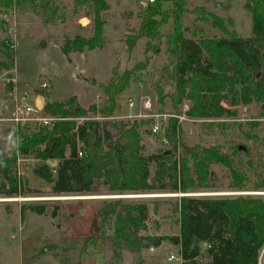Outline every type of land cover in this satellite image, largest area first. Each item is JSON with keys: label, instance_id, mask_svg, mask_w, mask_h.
Wrapping results in <instances>:
<instances>
[{"label": "trees", "instance_id": "16d2710c", "mask_svg": "<svg viewBox=\"0 0 264 264\" xmlns=\"http://www.w3.org/2000/svg\"><path fill=\"white\" fill-rule=\"evenodd\" d=\"M76 1L91 3L93 34L65 40L61 48L65 56L70 51L94 50L104 44V21L100 13L108 8L106 1ZM162 1L170 2V6L163 9ZM13 3L18 8L26 5L32 9L39 8L48 21L53 20L59 10L56 0H0L3 7H10ZM244 4L251 18V34L246 37L228 31L220 18L203 8L194 7L189 11L186 0H155L142 6L139 27L129 44L139 38H147L145 53L159 47V27L168 18L171 20V30L162 35L167 61L158 70L159 75L153 84L158 95H162L164 86H171L173 92L170 97L176 102L188 99L190 108L185 114L197 118L233 117L235 110L232 107L262 101L264 0H245ZM186 12L198 14L201 20L208 21L225 36L196 38L185 35L181 18ZM0 52L4 57L0 59V70L11 69L14 57L10 44L0 41ZM145 66L146 61L122 73L113 70L108 81L99 84L105 95L102 107L95 103L84 107L75 96L47 101L44 110L48 115L88 119L79 124L60 120L53 129L40 127L29 133L15 131L19 139L5 154L0 153V196L25 194L21 177L16 175V163L18 155L31 154L37 158L33 173L50 183L54 194L93 193L97 182L108 192L118 194L154 190L184 193L192 189H209V171L213 165L223 166L229 172L228 188H245L248 176L234 158L238 146L230 152H220L216 146L198 147L180 142L181 152H176L175 158L172 150L175 152L178 148L175 121L172 120L163 132L172 149L145 155L139 128L143 120L130 123L120 119L88 117L89 113L93 116L98 113L102 117L114 114L118 109L119 96L128 88L134 74ZM90 82L95 83V80ZM13 87L11 78L6 83V92H12ZM222 100L226 107L219 105ZM49 159L57 160L55 173L46 163ZM256 177L257 180L249 187L252 190L264 189V176ZM27 208L37 214L44 211V205L23 204L20 211L22 219ZM176 208L177 234L146 235L141 233L146 230L149 217L146 202L104 199L92 216L84 243H91L99 253L104 246L110 251L112 264H121L124 250L138 255L143 248L157 247L163 241L176 247L180 264H195L202 245L205 264H257V250L264 242L262 198L250 195L179 196ZM58 250L55 254L59 264H65L67 260L61 258Z\"/></svg>", "mask_w": 264, "mask_h": 264}, {"label": "rangeland", "instance_id": "374dc122", "mask_svg": "<svg viewBox=\"0 0 264 264\" xmlns=\"http://www.w3.org/2000/svg\"><path fill=\"white\" fill-rule=\"evenodd\" d=\"M56 1L59 10L51 21L46 19L39 8L32 9L29 5L23 8H18L14 3L10 7L0 6V41L10 44L14 57L11 69L0 70V115L6 116L4 105L10 96L6 92V83L11 78L14 86H18V91L24 90L26 83L32 85L45 79L49 83L47 101L75 96L84 107L91 103L102 107L105 95L99 84L106 83L115 69L122 73L137 63L146 61L145 68L134 74L128 88L119 96L118 109L114 114L102 117L98 113L94 116L89 113L88 117L112 121L120 119L130 123L133 120H143L139 128L144 147L142 153L145 155L172 149L163 132L166 125L174 120L175 143L177 142L178 148L175 152L172 150L175 158L176 152H181L180 142L198 147L216 146L220 152H230L234 146H238L240 148L234 158L242 171H245L248 181L242 190L230 189L227 186L230 181L229 172L223 166L213 165L209 171V189H192L184 193L154 190L148 193L118 194L108 192L97 182L93 193L54 194L51 184L33 173L37 158L32 154L22 156L17 163L22 172L20 177L25 194L0 196V264H59L55 254L57 248L60 249L58 251L61 258L67 260L65 264H112L110 251L104 246H101L103 251L99 253L91 243H84L92 216L101 201L119 198L110 196L136 195L137 197L122 199L146 202L149 217L146 230L141 232L146 235L178 233L176 203L180 194L193 197L250 195L264 200V195L256 194L264 193V189L252 190L249 187L257 180L256 175L264 176V96L261 102L232 107L235 110L233 117L189 116L185 114L190 108L188 99L176 102L170 97L173 92L171 86H164L161 96L153 86L156 75H159L158 70L167 61L162 35L171 30L170 18L159 27V47L145 53L147 38L142 37L129 44L139 27L141 1L145 0H105L108 8L100 13L101 20L104 21L103 46L83 52L70 51L65 56L61 50L65 40L77 36L90 37L93 34V7L88 1ZM186 1L189 11L197 7L215 14L228 31L243 37L251 34V18L245 7V0ZM169 6L170 2H161L163 9ZM84 19L86 21L82 25L80 21ZM181 21L185 27V35L196 38L225 36L194 12L184 13ZM41 43H44L43 47L40 46ZM0 59H4L1 52ZM91 79L95 83L90 82ZM128 101L133 102L134 112L128 108ZM144 101H148V108H142ZM219 105L226 107V102L222 100ZM139 114L144 116L126 118L127 115ZM155 126L158 128L156 131ZM36 129L37 127H29L28 131L23 129L22 133ZM113 133L116 131L113 130ZM17 139L19 137L10 122L1 121L0 153L5 154ZM23 204L44 205V211L37 214L27 208L22 219L20 211ZM170 255L173 256L171 259ZM120 263L180 264V260L176 247L163 241L157 247L143 248L138 255L124 250ZM195 264H205L204 245L200 247Z\"/></svg>", "mask_w": 264, "mask_h": 264}, {"label": "built area", "instance_id": "2783aa9c", "mask_svg": "<svg viewBox=\"0 0 264 264\" xmlns=\"http://www.w3.org/2000/svg\"><path fill=\"white\" fill-rule=\"evenodd\" d=\"M155 0H145L146 4L153 3ZM13 80V79H12ZM49 89V83L43 79L39 80L38 82L33 83L32 85L28 86L27 89L24 90H17V87L14 86L12 92H10V96L8 97V100L5 101L4 105V111L6 113V116L0 115V122H10L12 127L15 129V131H25L29 130V127H46L48 129H53L55 126V123L60 120H72L77 121V123H80L82 120H85L87 117H55L51 116L45 113L44 107L47 102V91ZM41 95L44 97V103L43 106L38 109L35 105V99L36 96ZM128 108L130 111L134 112L132 109L134 104L132 101L127 102ZM142 108H148L150 105L148 101H144L142 103ZM131 113V112H130ZM131 116H138L142 117L144 115H127L126 118H131ZM95 119V118H94ZM76 123V124H77ZM158 128L155 126L154 131H156ZM76 131V128L74 129ZM17 135V134H16ZM17 137H19L17 135ZM79 146V145H78ZM78 155L81 156L82 152L78 149ZM22 156L17 157V161L19 162L21 160ZM46 163L49 165L51 172H56V166H57V160L56 159H49L46 161ZM22 172H20L19 165L17 163L16 166V175L20 177ZM260 195H264L263 192L256 193ZM15 200V199H14ZM173 256L170 255L169 258L171 259ZM256 263L257 264H264V242L261 244V246L257 250V256H256ZM94 264H101L99 262H95Z\"/></svg>", "mask_w": 264, "mask_h": 264}, {"label": "water", "instance_id": "95a60500", "mask_svg": "<svg viewBox=\"0 0 264 264\" xmlns=\"http://www.w3.org/2000/svg\"><path fill=\"white\" fill-rule=\"evenodd\" d=\"M141 4L142 5H145V2L144 1H141ZM215 6L218 7V4L215 3ZM85 19L84 20H81L80 23L83 25V23H85ZM41 47L44 46V43H41L40 44ZM43 103H44V97L41 96V95H38L36 96V99H35V105L38 109H40L42 106H43ZM240 147H238L239 149ZM180 196H188L186 194H180ZM110 197H119V198H123V197H137L136 195H118V196H110Z\"/></svg>", "mask_w": 264, "mask_h": 264}, {"label": "crops", "instance_id": "0c3cea01", "mask_svg": "<svg viewBox=\"0 0 264 264\" xmlns=\"http://www.w3.org/2000/svg\"><path fill=\"white\" fill-rule=\"evenodd\" d=\"M146 5V4H145ZM145 5H142V6H145ZM31 84L30 83H26L24 86H23V89H27L28 86H30ZM18 87V86H17ZM80 103V102H79Z\"/></svg>", "mask_w": 264, "mask_h": 264}, {"label": "bare ground", "instance_id": "6f19581e", "mask_svg": "<svg viewBox=\"0 0 264 264\" xmlns=\"http://www.w3.org/2000/svg\"><path fill=\"white\" fill-rule=\"evenodd\" d=\"M5 200H7V201H12V199H10V200H9V199H5ZM0 201H1V200H0Z\"/></svg>", "mask_w": 264, "mask_h": 264}]
</instances>
